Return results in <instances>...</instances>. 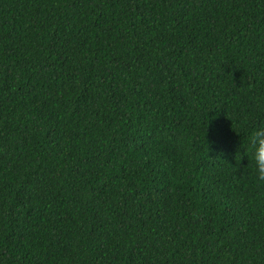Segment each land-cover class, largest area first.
I'll list each match as a JSON object with an SVG mask.
<instances>
[{"label": "trees", "instance_id": "trees-1", "mask_svg": "<svg viewBox=\"0 0 264 264\" xmlns=\"http://www.w3.org/2000/svg\"><path fill=\"white\" fill-rule=\"evenodd\" d=\"M264 0H0V264H264Z\"/></svg>", "mask_w": 264, "mask_h": 264}, {"label": "clouds", "instance_id": "clouds-1", "mask_svg": "<svg viewBox=\"0 0 264 264\" xmlns=\"http://www.w3.org/2000/svg\"><path fill=\"white\" fill-rule=\"evenodd\" d=\"M246 139L243 142L247 156V166L258 182H264V124L251 130L245 129Z\"/></svg>", "mask_w": 264, "mask_h": 264}]
</instances>
